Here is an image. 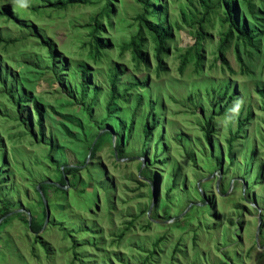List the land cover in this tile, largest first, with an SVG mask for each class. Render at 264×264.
Listing matches in <instances>:
<instances>
[{
	"label": "rangeland",
	"instance_id": "374dc122",
	"mask_svg": "<svg viewBox=\"0 0 264 264\" xmlns=\"http://www.w3.org/2000/svg\"><path fill=\"white\" fill-rule=\"evenodd\" d=\"M162 2L165 8L161 15L172 31L163 56L168 73L156 77L158 61L150 40L147 65H141L138 73L131 52L121 56L120 46L137 32L135 17L142 7L136 0H114L116 22L111 28L104 23L101 37L114 47L100 63L89 61L94 78L90 90L101 88V96L92 105L93 92L80 103L73 89L75 80L70 88L69 79L63 77L59 83L47 71V50L28 36L31 30L0 18L3 37L18 39L0 46V61L8 65L33 101H38L44 112L45 134L43 141L29 135L36 126L34 113L33 127L21 124L19 119L25 114L19 113L0 85V149L7 156L3 164L0 162V184L5 186L6 179L13 184L7 192L0 191V203L3 199L15 203L14 212L27 213L31 223L41 205L34 186L39 182L53 185L50 195L54 199L48 204L49 218L46 215L43 228L35 235L41 236L48 248L40 242L35 248L34 234L16 219L0 236V264H264V111L259 94L264 91V0H254L255 18L246 2L237 0L239 16L255 24L257 37L253 46L240 43L237 50L235 40L228 43L224 57L230 70L223 67L218 53L227 32L224 7L218 4V9L205 15L201 0ZM206 2L214 7L218 0ZM3 5L18 14L22 23L36 25L34 30L44 29L46 39L68 65L70 60L83 61L81 53L85 51L80 50L79 40H91L89 30L83 27L99 8L81 4L54 12L38 0H0V8ZM122 18L126 22H119ZM198 31L206 36L201 43L203 73L195 74L192 59L180 74L181 55L195 45ZM110 63L126 66L129 71L120 78L118 91L129 87L134 77L147 78L150 97H159L162 121L149 140L143 135L148 93L143 94L142 111L137 114L138 99L132 98L129 103L118 101V111L106 117L104 105L112 89L107 80ZM230 81L236 83L232 89L237 88L238 93L231 101ZM72 92L74 98L70 99ZM207 122L214 129L212 145L202 131ZM159 136L156 152L153 147ZM233 137L230 151L228 141ZM120 139L124 140V152L116 149ZM146 141L150 143L144 157ZM96 144L98 151L91 158ZM15 147L23 151L12 152ZM159 153L168 164L156 162L150 167L154 169L151 176H144L148 160ZM217 161L221 166L217 167ZM66 167L80 168L78 182L67 177V185L61 184L57 169ZM171 187L174 189L168 198ZM41 196L45 205L44 193ZM89 204H93L90 209ZM154 209L157 218H153ZM137 216L139 221L123 243L118 241L125 222L128 225ZM161 237L163 242L155 244Z\"/></svg>",
	"mask_w": 264,
	"mask_h": 264
},
{
	"label": "trees",
	"instance_id": "16d2710c",
	"mask_svg": "<svg viewBox=\"0 0 264 264\" xmlns=\"http://www.w3.org/2000/svg\"><path fill=\"white\" fill-rule=\"evenodd\" d=\"M42 3H44L48 8L53 9L54 12L57 11H65L69 7L79 6L81 4H84L85 6H96L99 8V10L89 17V22L83 27L86 30H89L88 36L91 38L90 41L83 43V40H79L81 42L80 50L82 49L85 51L84 53H81V58L83 61H76V60H70V64L73 66L71 69L69 68L67 59L63 56H60L55 51V47L46 39L45 36V30L40 28L38 30H34L36 25H30L22 23V19H20L18 14H14L10 7L7 5H3L0 8V18L6 17L8 20L14 21L16 24L26 28L28 31L31 30L30 35L33 36L32 38L35 39L37 44L44 49L47 50L48 54V60L50 61V66H48L47 71L51 73L56 81L59 83L62 82L63 77L69 79L70 85L69 87H72V80L75 82L74 90L77 91V94L80 97V103H84L87 101L91 93L93 92L94 95L91 97L90 105L92 103H96L98 101V98L101 96V88L95 87L93 90H90V87L93 85V77L92 75V68L89 66V61L94 62L95 64L100 63L104 57L107 56L108 51L113 49L114 45L112 42H109L108 40L102 39V35L105 32V25H108L110 28L113 27V23L115 21V15H116V6L113 3L114 0H97V1H91V0H38ZM137 3L141 5L142 12L138 13V15L135 17L136 26H137V32L134 34V36L131 38L130 41L124 43L120 46V54H124L127 51H130L132 54L131 62L134 64V69L138 73L141 70V65H147V43L152 41L153 43V50H154V56L156 58L157 65H156V77H161L162 74L165 72L168 73L167 68L163 65V56L167 54L168 47H169V41L170 38H172V31L171 27L168 26L165 23V18L161 15L165 7H162L161 4H164L162 0H136ZM206 7V13L205 15L211 13L214 11V9H218V4L222 5L224 7V18L223 21L227 25V32L223 34V39L221 44L219 45V60L222 62L223 67H228L230 70V67L228 66V62L224 57L225 51L227 49V46L229 42L235 40L236 50L238 49L240 43H243L244 45H254V41L257 37V28L254 23L248 24L246 20L244 19L243 15L242 17L239 16L238 10V2L237 0H218V3L213 7L212 5H209V3L206 2V0H201ZM246 2V6L248 11L250 12V15L255 18L254 15V0H244ZM158 4V6L156 5ZM36 8V7H34ZM34 9V10H38ZM160 14V15H159ZM256 14V13H255ZM150 17H155L156 21L149 20ZM114 18V19H113ZM111 19L113 21H111ZM24 22V21H23ZM119 22H126L124 18L120 19ZM105 23V25H104ZM107 23V24H106ZM31 38V37H25ZM196 43L193 46L188 47L185 50V53L181 55V64L179 66V72L180 74H183L186 66L191 62L192 59L195 60V68L194 72L197 75H200L203 73V52H202V41L206 39L205 33L198 31L196 36ZM169 40V41H168ZM18 42V39H7L6 37H3L1 31H0V46H8L11 45V43ZM5 49V48H4ZM4 51V50H3ZM6 52V51H5ZM66 54V53H65ZM121 54V56H122ZM1 58V57H0ZM239 61L241 62L240 58ZM70 65V66H71ZM216 65V64H215ZM58 67V68H55ZM8 65L1 63L0 61V85L2 88H4L9 96L11 102H14L16 104V108L18 109L19 113L21 115L25 114L24 118H20L19 121L24 126H32L30 122H32V112L35 115L36 119V126L34 125V129H31L29 135L33 137L34 140L37 139V137H40L43 141L45 139L44 134V112L42 111L38 101L34 102L32 95L25 91L23 89V84L21 81L11 72L10 69H8ZM69 69V70H68ZM149 69V68H148ZM71 70V71H70ZM108 74H107V80L110 82L112 89L110 90L108 101L105 102L104 105V111L106 112V117L109 118L112 114H114L116 111H118V108L115 107V104H117L118 101H125L127 103L130 102V99L135 98L138 99V104L135 106L136 114L140 110L142 111V100L144 99L143 94L147 95L149 91L148 82L149 80L147 78L140 79L138 77L132 78V83L129 85V87H125L123 90L118 91V82L122 76L126 75L129 71L126 66H120L119 64L110 63L108 67ZM70 71V76L66 75L67 72ZM64 84V83H63ZM74 84V83H73ZM236 83L229 82L230 85V94L229 99L234 100L235 98H238L237 88L235 90L232 89ZM133 90H136V93L133 92ZM139 91H142L139 95L137 94ZM76 93V92H75ZM148 114L143 116L146 119V122L143 127V135L144 137L149 140L152 135L153 131L157 128L158 124L162 121L160 119V111L163 109L161 106V101L159 97L154 98V100L150 97V93H148ZM259 94L263 98L262 104H263V111H264V91H259ZM74 94L73 92L69 94V98L72 99ZM160 96V95H158ZM227 95H224L223 99L226 98ZM190 98V97H189ZM159 99V100H158ZM160 101V102H159ZM31 104V108L28 110L29 106ZM33 108V111L31 109ZM89 115L92 116V113L89 112ZM135 116L131 117L132 124H134ZM106 118V119H107ZM213 119V117H212ZM151 122V125L149 124ZM242 125V123H241ZM210 122H207L205 126L202 127V131L204 132V137L206 142L209 145H212V136L213 134V127L211 128ZM27 128V127H26ZM161 128V127H160ZM38 129V131H37ZM134 130V128H133ZM37 131V132H36ZM132 130H130L131 132ZM26 131H24L25 133ZM133 132V131H132ZM109 134V133H108ZM132 135V133H131ZM129 136V139L131 137ZM234 137L228 141V145L230 148V151L232 150L234 141ZM52 144L55 145V140L53 137H51ZM160 136L158 137V140L156 141L155 146L153 147V150L156 152L158 151V148L160 147ZM2 142V138L0 136V147ZM150 142L146 141L144 145V152L143 156H147L146 146ZM98 144L94 146V150L91 154V158H93L98 151ZM116 149L119 152H124V140L120 139L119 143L116 145ZM20 147H15L12 152H21ZM159 152V151H158ZM6 154L3 152V150L0 149V162L3 164L5 162ZM123 157V155H122ZM120 157V158H122ZM52 154H50V160L52 159ZM151 161V164H150ZM158 163V165H164L168 164L166 162V159L164 158L162 153H159V155L150 158L147 162L146 167L143 169L142 174L144 176L150 177L151 173L154 172V169H151L150 167L155 166V163ZM221 166V163L217 161V167ZM218 169V168H217ZM88 170V169H87ZM58 176L57 178L60 179L61 184L67 185V177L71 178V182L75 181L78 182L79 174L81 173L80 168H74V167H66L65 169H57ZM90 170H88V173ZM1 176V174H0ZM45 181V180H44ZM3 183L5 186H1L0 184V191L2 193L7 192L8 186H13L12 180H3ZM10 184V185H9ZM32 186V184H29ZM38 185L40 186V189H38L37 185L34 186L36 196L40 198V210L37 211V216L33 217L31 223H29L28 215L24 212H14L15 209V203H11L8 200L3 199L2 203H0V220L3 219V221L0 224V236L2 235V232L6 230V228L16 219H19L25 226L27 231H31L32 234H34V247L36 245H39V242L42 243L41 245L43 248L47 249L48 245H46L45 242H41L42 239L41 236H35L37 235L41 229L43 228V225L45 223L46 215H47V209L46 206L43 203V200L41 199V192L44 193L45 199L48 201L49 206L54 202L53 196L51 197L50 192H53V189L51 188L53 185L46 184L43 182H39ZM11 188V187H8ZM174 187H171L168 190V198L170 193L173 191ZM48 193H47V192ZM57 191V190H55ZM65 194V192H64ZM5 198H8L7 196ZM1 199V197H0ZM2 200V199H1ZM39 200V199H38ZM97 200V199H96ZM7 202V203H6ZM13 204V205H11ZM93 204H89L87 207L88 209L92 208ZM23 208V206H21ZM157 209H154L153 211V218H157L158 215L155 211ZM41 211V212H40ZM161 214H164L163 211H160ZM164 218L165 214H164ZM139 217L137 216L133 220H131L128 225L126 223V228L122 230L117 235V240L123 243V241L126 239L124 238L128 232L132 230L133 225L138 220ZM151 224V222H148V225ZM144 228H148L144 226ZM164 240V239H163ZM162 237L158 239V241L155 244H159L160 242H163ZM7 244H10L11 238L6 239L5 241ZM78 247V246H77ZM36 248V247H35ZM1 252V251H0ZM76 254V253H75Z\"/></svg>",
	"mask_w": 264,
	"mask_h": 264
},
{
	"label": "water",
	"instance_id": "95a60500",
	"mask_svg": "<svg viewBox=\"0 0 264 264\" xmlns=\"http://www.w3.org/2000/svg\"><path fill=\"white\" fill-rule=\"evenodd\" d=\"M38 188L40 189V187L38 186ZM45 205H46V209H47V218H49V215H50V210H49V207H48V203L47 201L45 200Z\"/></svg>",
	"mask_w": 264,
	"mask_h": 264
}]
</instances>
